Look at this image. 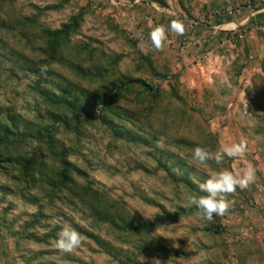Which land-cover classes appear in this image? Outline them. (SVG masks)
Returning a JSON list of instances; mask_svg holds the SVG:
<instances>
[{"label": "rangeland", "instance_id": "374dc122", "mask_svg": "<svg viewBox=\"0 0 264 264\" xmlns=\"http://www.w3.org/2000/svg\"><path fill=\"white\" fill-rule=\"evenodd\" d=\"M152 1L163 11L146 13L171 37L161 50L138 45L101 0H0V136L4 125L49 131L68 163V180L57 186L61 166L45 143L11 134L0 142V264H264V245L254 237L264 229V11L239 28L221 20L264 3ZM73 17L75 31L46 57L45 32ZM188 28H201L202 41L188 37ZM178 45L218 50L188 61L207 63L196 86L187 84ZM57 97L67 104H51ZM239 141L247 151L222 167H251L254 182L226 196L224 216L205 221L183 205L204 195L199 183L220 166L194 163L193 149L215 153ZM62 226L81 234L71 253L54 246Z\"/></svg>", "mask_w": 264, "mask_h": 264}, {"label": "clouds", "instance_id": "9594fccd", "mask_svg": "<svg viewBox=\"0 0 264 264\" xmlns=\"http://www.w3.org/2000/svg\"><path fill=\"white\" fill-rule=\"evenodd\" d=\"M173 28L182 34L181 25L177 22L173 24ZM153 45L157 50L163 47L165 38L164 29L157 28L151 34ZM42 72L47 71L46 66L41 68ZM247 151V143L239 141L229 147L217 150L215 153L209 149L197 146L193 149L192 159L194 163L204 165L209 161H213L218 169L208 176L206 180L199 183L200 193L204 195H190L184 203L185 208H195L197 215L208 222L213 220L215 216H224L231 207L230 201L226 199L228 194L235 193L237 188L241 190L248 189L254 182L255 172L251 167H246L238 172H233L226 167H222L225 158H234L244 154ZM174 210H169L173 212ZM83 243L81 234L70 226H62L57 232L55 240V248L62 253H71L79 248Z\"/></svg>", "mask_w": 264, "mask_h": 264}, {"label": "crops", "instance_id": "0c3cea01", "mask_svg": "<svg viewBox=\"0 0 264 264\" xmlns=\"http://www.w3.org/2000/svg\"><path fill=\"white\" fill-rule=\"evenodd\" d=\"M120 2H128L130 5H126V6H119V7H111L108 2L106 0H101V2L106 4L105 6H103L102 10L104 12H107L109 14H111L112 16L116 17V21L118 22V24L121 25V27L127 32V28L131 29L133 32L136 33H141L145 40H146V47H144V49L146 50H157L154 45H153V38H152V33L155 29L160 28L158 27L161 24V27L163 28V24L159 23L158 25V16L160 17V11L154 9L151 4H149L147 1L145 0H119ZM256 1H258V4H260L261 1H263L262 3H264V0H252L253 5L256 6ZM227 7H230L229 5H227ZM156 10V16H154V14H147L146 12L150 11V10ZM245 6L240 7L239 9H237V13L236 14H227L226 17L222 18V26L227 29L232 28V27H241V26H246V24L249 23H253L252 21H254L256 19L257 13H259V11H264V4L258 8H255L254 10H250L249 12H246ZM154 13V11H153ZM260 17H264V13L260 14ZM165 21V20H164ZM161 22V21H160ZM232 24V26L230 25ZM163 25V26H162ZM215 25V24H214ZM211 25L210 27L214 26ZM218 25H215L213 28L217 27ZM261 29H264V26L261 27ZM260 28H258L260 30ZM201 28H199L198 32L196 31H188L189 28L187 29V36L193 38V41H197L200 42L202 41V33H199ZM255 29H257L255 27ZM164 31V41H163V45L167 44L168 41L171 38L169 36H167L165 34ZM213 31H210V33L212 34ZM250 34L252 33L251 30H249ZM146 33V35H145ZM190 33V35H189ZM193 41L188 42L187 44L190 45V47L193 45ZM188 45V46H189ZM164 47H162L163 49ZM182 52L185 51V56L183 55V59H182V63L184 65V70H185V78L187 81L188 85H192V86H196V84L198 85V83L196 82V78L197 77H202V69L205 68V66L207 65V63L203 62V65H190V62H188L192 56L195 54V52H201L200 54H204L207 56H210V54H216L218 50H192L191 48L186 47L181 49ZM220 51V50H219ZM223 52H227L229 54V52L231 53H235V54H241V53H245V50H222ZM188 53V54H187ZM208 58V57H207ZM210 60V58L208 59ZM207 60V61H208ZM230 62V61H229ZM227 62V63H229ZM197 64V63H196ZM255 71H260L258 65L257 67L254 66L253 69H251V73L255 72ZM258 234V235H257ZM256 234L255 237V241L257 243H259L260 245H264V229H259L258 233ZM251 239V238H250ZM250 239L248 238H244V242L245 243H250L248 242ZM254 239V238H253ZM242 259V258H240ZM257 263V260H256Z\"/></svg>", "mask_w": 264, "mask_h": 264}, {"label": "trees", "instance_id": "16d2710c", "mask_svg": "<svg viewBox=\"0 0 264 264\" xmlns=\"http://www.w3.org/2000/svg\"><path fill=\"white\" fill-rule=\"evenodd\" d=\"M77 26V20L76 18H71L67 23L61 24L59 28L56 29H50L47 30L45 32V41H46V57H51V54L54 51V48L56 46V43L62 39L67 37L70 33H73L75 31V28ZM50 59V58H49ZM42 62V61H41ZM45 65L43 63H41V65L39 66V69L41 70L42 67H44ZM76 72L80 75H82L81 72V68L76 67L75 68ZM129 81V80H128ZM127 82V81H126ZM123 83H121L118 86H114L113 89H108L106 91L107 96H114L116 93V90H122L123 89ZM39 94L43 97V99L47 102H49V97L47 96V93L44 91H40L39 90ZM51 104H63L66 105L67 104V100L64 97H57L55 98L54 101H50ZM101 103V102H99ZM54 117H57L58 119H62L60 118V116L54 115ZM64 120V119H63ZM65 121V120H64ZM66 126V124H64ZM2 135L0 136V142H5L6 139L8 138V135L11 134L15 137H19L20 139H23L25 137L34 139L36 141L39 142H43L46 144V149L47 152L51 155V157L57 159V161L60 163V170L58 171V175H57V182L56 185L60 186L62 185L65 181L68 180L67 178V165L68 163L65 161V157H64V153L62 152V150H56L53 148L52 144H51V140L49 138V131L45 132L43 134H41L42 136H37L34 133L30 132V133H25V132H19V133H15L13 130H11L7 125H4L2 128ZM15 133V134H14ZM18 134V135H17ZM34 158L30 157V158H26L23 159V168L22 171L32 163V160ZM143 225H150V224H143Z\"/></svg>", "mask_w": 264, "mask_h": 264}, {"label": "built area", "instance_id": "2783aa9c", "mask_svg": "<svg viewBox=\"0 0 264 264\" xmlns=\"http://www.w3.org/2000/svg\"><path fill=\"white\" fill-rule=\"evenodd\" d=\"M108 2V4L111 6V7H119V6H126V5H130L128 2L124 3V2H120L119 0H106ZM147 1L149 4H151V6L156 9V10H159L160 12L163 11L162 9L158 8L154 2L152 0H145ZM171 13H175V11H172L171 10ZM177 17H178V20H183L185 18V15L184 14H176ZM127 30V34L129 35V37L136 41V43L138 45H142L144 47H146V40L144 38V36L141 34V33H136V32H133L131 29H126ZM179 50V53H180V50L182 49V46H176Z\"/></svg>", "mask_w": 264, "mask_h": 264}]
</instances>
